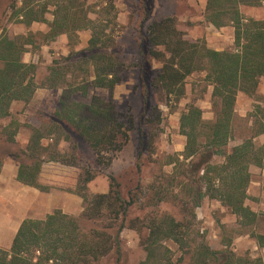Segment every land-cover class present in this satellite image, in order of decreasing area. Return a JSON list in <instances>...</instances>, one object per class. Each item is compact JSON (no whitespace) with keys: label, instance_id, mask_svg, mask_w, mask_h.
<instances>
[{"label":"trees","instance_id":"16d2710c","mask_svg":"<svg viewBox=\"0 0 264 264\" xmlns=\"http://www.w3.org/2000/svg\"><path fill=\"white\" fill-rule=\"evenodd\" d=\"M65 2L56 4L55 17L44 41H54L78 29L91 30L89 51L93 53L91 60L95 75L93 81L77 88L66 83L60 70H50L48 88L64 87L60 108L55 113L58 122L54 121L52 127H57L58 132H62L65 126L71 128L90 145L98 157V163L109 166L112 158L129 142L130 132L135 126L133 117L121 112L113 99L125 64L113 53L114 38L106 34V26H96L88 13L77 7V2ZM153 2L139 0V11L143 16L140 31L143 33L146 30L139 52L143 59L141 71L144 86L148 89L150 84L162 97H174L178 101L185 93L187 78L204 72L205 80L213 87L215 109V119L211 122H206L202 110L193 105L181 114L180 131L186 137V144L181 154L169 157L168 165L174 169L169 185L176 188L189 186L194 208L200 207L209 198L228 208L241 225H254L258 213L246 205V200L252 182L251 167L264 170V146L257 147L254 143L257 136L264 135V118L262 120L255 116L252 136L229 151L227 149L234 140L238 95L254 96L264 78V20L245 18L240 7L261 6L264 0H207L205 21L217 29L230 25L234 27L235 50L231 51H217L202 42L187 40L185 33L178 29L174 17L153 21L146 28V23L152 17ZM33 4L34 1L23 0L22 7L13 5L12 18L26 26L46 21L43 10L32 7ZM110 7L115 9L113 4ZM34 43L32 38L16 35L12 28L4 29L0 35V118L11 116V107L15 102L29 103L39 88L35 80L36 65L23 61V55L28 52L27 46ZM153 61L161 64V68L153 70ZM90 86L107 90L109 100L98 96H94L90 104L72 100V95L80 91L86 97ZM150 92H146L144 97L145 112L150 111ZM150 124L155 125L156 122ZM33 132L25 151L32 164L19 161L17 180L42 191L44 188L39 181L42 165L48 162L63 163V160L55 148L42 143L54 134V130L49 129L48 134L37 129ZM14 136L15 132L11 133V141H14ZM142 157L143 150L140 149L136 164L138 174L142 172ZM218 157H222L223 161L215 162ZM64 164L77 167V162L67 160ZM1 169L0 163V172ZM90 178L86 177L82 182L86 184ZM110 180L108 193L95 194L90 199L82 196L88 205L81 219L111 221L106 226L116 229L115 235L98 233L96 229L86 230L79 219L55 211L46 220H25L11 249H0V264H33L30 257L34 256V252L39 253L36 264H98L102 257L113 252L118 256L119 264L122 260L120 233L126 226L129 209L135 200L132 192L128 193V198L124 197L116 177L111 175ZM150 187L159 195L161 203L170 195L173 200L180 201L179 195L168 192L161 179ZM118 221L119 228H114ZM132 223V229H137ZM187 226L186 222H178L170 216H161L141 224L138 230L146 253V259L141 264H174L172 257L163 252H169L163 242L172 240L184 250L189 245ZM251 235L257 238L259 248L263 249L264 235ZM197 246L191 264H263L261 258L251 262L228 249L215 251L204 243Z\"/></svg>","mask_w":264,"mask_h":264},{"label":"rangeland","instance_id":"374dc122","mask_svg":"<svg viewBox=\"0 0 264 264\" xmlns=\"http://www.w3.org/2000/svg\"><path fill=\"white\" fill-rule=\"evenodd\" d=\"M27 1H34L32 7L43 10L46 21L35 22L30 26L18 23L12 18L11 7L13 5L22 7L23 0H0V35L4 29L12 28L16 35L29 37L35 41L33 45L27 47L28 52L23 55V60L30 63L34 61L35 80L39 85L29 103L15 102L11 107V116L0 118V163L3 165L4 162H11L19 166V161H22L25 164H32L25 151L34 129L46 134L49 129L55 131L42 143L55 148L62 156L63 163L48 162L42 165L39 175L40 184L44 188L42 191L20 185L16 189H6L2 185V191L8 193L5 200L15 204L16 197H22L19 204L31 217L26 220H46L48 215L60 211L64 215L79 219L81 226L86 230L96 229L98 233L115 235L116 229L106 226L111 221L92 222L81 219L88 205L82 196L90 199L95 194L108 193L112 175L121 184L124 197L128 198V193L132 192L135 200V204L129 209L126 226L120 233L122 260L119 264L144 262L146 253L138 228L141 224H147L161 216H170L178 222L188 224L186 232L189 245L184 250L172 240L163 242V246L169 250L163 252L172 257L174 264H191L194 250L201 243L215 251L231 250L237 256L251 262L258 258L264 261V250L259 248L257 238L251 235L252 233L264 235L263 209L256 212L258 218L254 225L244 226L219 201L206 198L200 207L194 208L188 192L189 186L176 188L169 185L174 171L173 166L168 165L169 157L181 154L186 144V137L180 131L181 114L193 105L202 110L206 122L215 119L213 87L205 80L206 73H195L188 77L185 93L178 101H175L174 97L170 99L162 97L150 84L146 89L142 81L143 59L139 53L146 30L144 29L143 33L140 31L143 16L139 11V0H73L77 2L79 9L88 13V17L96 26H106V34L114 38L115 42L112 51L125 64L121 82L114 90L113 99L121 112L133 117L135 126L130 132V140L125 148L112 158L109 166L101 165L98 163L96 153L78 133L66 126L62 132H58L57 127H52L54 121L58 122L55 113L60 108L64 87L48 88L52 69L60 70L66 83L71 87L80 88L93 81L95 75L91 60L93 53L89 51L91 30L78 29L63 34L54 41L46 42L44 36L54 20L56 4L59 2L62 5L66 2ZM206 2L207 0H154L152 17L145 27L147 28L153 21L174 17L177 19L178 29L185 33L187 40L202 42L208 48L217 51L235 50L234 27L230 25L217 29L208 24L205 21ZM112 4L115 6L114 10L110 7ZM109 10L111 12H108ZM240 10L245 18L264 20V3L257 7L242 5ZM152 63L153 70L161 68L158 62ZM148 91H151L148 95L150 111L145 112L144 97ZM94 96L109 100L110 93L90 86L86 97L80 91L72 95V100L90 104ZM239 96L236 104L234 140L230 142L228 151L252 136L255 116L262 120L264 118V78L254 96L242 93ZM150 122L156 124L152 125ZM13 132L14 141H11L9 137ZM140 149L143 150L142 172L138 174L136 164ZM107 159L108 157L105 158L106 162ZM67 160L77 162V167L64 164ZM214 161L222 162L223 158L218 157ZM254 175L256 179L260 177L257 172ZM86 177L91 178L85 184L82 180ZM160 179L168 192L173 191L179 195L180 201L173 200L170 195L164 203L160 202L159 195L150 187ZM10 183L8 185L11 187L13 184L16 185ZM249 200L251 202L248 201L247 206L252 209L255 207L252 203L256 200L254 198ZM131 223L137 226V229H132ZM115 224L114 228H119L120 221ZM33 255L29 257L31 262L36 264L39 253L34 252ZM117 259L118 256L113 252L102 257L98 264H118Z\"/></svg>","mask_w":264,"mask_h":264},{"label":"crops","instance_id":"0c3cea01","mask_svg":"<svg viewBox=\"0 0 264 264\" xmlns=\"http://www.w3.org/2000/svg\"><path fill=\"white\" fill-rule=\"evenodd\" d=\"M23 61H25V63H30L27 62L26 60ZM239 97L240 96L238 95L236 104L238 103ZM254 143L257 147H263L264 135H259L257 138H255ZM44 169L45 168L43 167V171ZM18 171H19V166L16 165L15 163L4 162L0 172V249H4V250H9L12 247L13 241L18 233V230L20 229V226L22 225L24 220H26L27 218H31L28 215L29 212L26 211V209L19 204V201L22 197L17 196L16 197L17 200L16 202H14L15 204L12 203L10 204L7 200H5L7 199L6 196L8 195V193L2 191V187H1L2 185H4L5 186L4 188L6 189L7 188L16 189L20 186L21 187L23 186L25 188L26 187L31 188L29 186H25L20 182H18L17 180ZM256 172L260 174V177L258 179L254 177L255 176L254 174ZM251 173H252V182L248 189L249 198L246 200V205H248L247 203L248 201L251 202V200H249L250 198H254L256 202L252 203L255 205V207H252V209L255 212H258V210L260 209L264 210V170H261L257 167H251ZM10 182L16 183V185L13 184V186L11 187V185L10 186L8 185L11 184ZM262 262L264 264L263 260Z\"/></svg>","mask_w":264,"mask_h":264}]
</instances>
